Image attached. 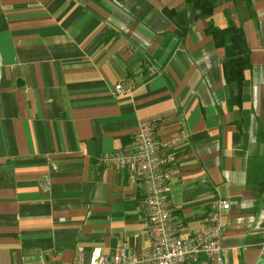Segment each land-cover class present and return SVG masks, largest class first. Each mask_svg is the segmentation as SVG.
<instances>
[{"label":"crops","instance_id":"1","mask_svg":"<svg viewBox=\"0 0 264 264\" xmlns=\"http://www.w3.org/2000/svg\"><path fill=\"white\" fill-rule=\"evenodd\" d=\"M209 21L244 33L240 86ZM143 122L168 160L179 236L225 199L222 264H264V0H215L210 19L185 0H0V264L148 247L137 175L100 164Z\"/></svg>","mask_w":264,"mask_h":264},{"label":"built area","instance_id":"2","mask_svg":"<svg viewBox=\"0 0 264 264\" xmlns=\"http://www.w3.org/2000/svg\"><path fill=\"white\" fill-rule=\"evenodd\" d=\"M131 89L130 83L115 86L117 94L130 92ZM167 163L157 140L155 125L150 122L139 125L128 147L100 160L104 167L127 168L137 175L149 245L138 255L130 254L126 244L118 246L110 256L96 247L90 253L88 264H190L200 254L209 261L222 264L221 217L229 210V202L225 199L213 201L208 207L203 230L193 237L179 236L169 197Z\"/></svg>","mask_w":264,"mask_h":264},{"label":"trees","instance_id":"3","mask_svg":"<svg viewBox=\"0 0 264 264\" xmlns=\"http://www.w3.org/2000/svg\"><path fill=\"white\" fill-rule=\"evenodd\" d=\"M193 5L197 12V18L210 19L213 13L215 0H185ZM171 15L172 12H167ZM206 33L211 35L214 45L225 50L222 67L225 82L236 83L240 86L243 82L244 71L250 67L249 50L242 29L233 24L219 29L209 21ZM238 102V96L229 103Z\"/></svg>","mask_w":264,"mask_h":264}]
</instances>
